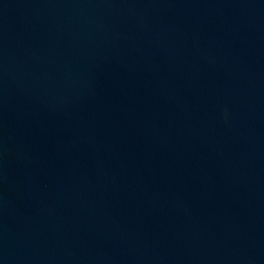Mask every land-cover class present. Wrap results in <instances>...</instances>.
Listing matches in <instances>:
<instances>
[{
  "label": "water",
  "instance_id": "obj_1",
  "mask_svg": "<svg viewBox=\"0 0 264 264\" xmlns=\"http://www.w3.org/2000/svg\"><path fill=\"white\" fill-rule=\"evenodd\" d=\"M0 264H264V0H0Z\"/></svg>",
  "mask_w": 264,
  "mask_h": 264
}]
</instances>
